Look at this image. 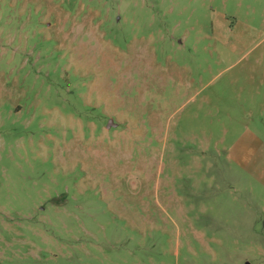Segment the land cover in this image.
<instances>
[{"label":"rangeland","instance_id":"374dc122","mask_svg":"<svg viewBox=\"0 0 264 264\" xmlns=\"http://www.w3.org/2000/svg\"><path fill=\"white\" fill-rule=\"evenodd\" d=\"M0 264H264V0H0Z\"/></svg>","mask_w":264,"mask_h":264}]
</instances>
